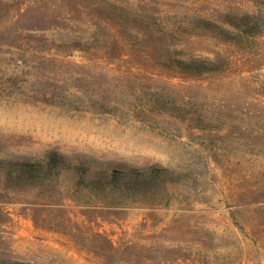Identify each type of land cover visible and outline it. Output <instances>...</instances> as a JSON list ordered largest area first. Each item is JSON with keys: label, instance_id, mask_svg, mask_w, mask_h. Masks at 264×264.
Here are the masks:
<instances>
[{"label": "rangeland", "instance_id": "1", "mask_svg": "<svg viewBox=\"0 0 264 264\" xmlns=\"http://www.w3.org/2000/svg\"><path fill=\"white\" fill-rule=\"evenodd\" d=\"M253 0H0V256L33 264H264V32ZM186 44V45H185ZM212 58L190 76L177 58ZM64 157L26 185L17 162ZM157 166L166 188H77Z\"/></svg>", "mask_w": 264, "mask_h": 264}, {"label": "trees", "instance_id": "2", "mask_svg": "<svg viewBox=\"0 0 264 264\" xmlns=\"http://www.w3.org/2000/svg\"><path fill=\"white\" fill-rule=\"evenodd\" d=\"M253 5L252 10L242 12L237 25H233L231 28H221V34L226 40L234 36L251 37L264 32V0H253ZM176 61L174 69L190 76H200L206 71L215 69L214 59L194 54H186L177 58ZM65 165L66 162L61 154L50 152L43 160L17 162L14 171L17 179L23 184L30 185L37 182L47 184L60 175L62 167ZM77 173V188L83 186L91 191L106 194L104 196L107 201L116 203L115 199H120L123 204L154 200L159 188H166L165 177L168 175L166 169L153 165L143 169L118 170L114 168L110 171H100L91 177L87 176L84 168H79ZM0 264L33 263L11 261L0 256Z\"/></svg>", "mask_w": 264, "mask_h": 264}]
</instances>
